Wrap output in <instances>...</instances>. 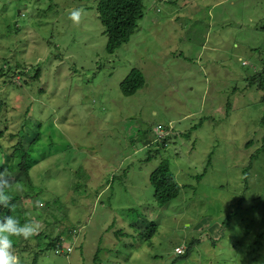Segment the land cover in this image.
I'll return each mask as SVG.
<instances>
[{"label":"rangeland","instance_id":"obj_1","mask_svg":"<svg viewBox=\"0 0 264 264\" xmlns=\"http://www.w3.org/2000/svg\"><path fill=\"white\" fill-rule=\"evenodd\" d=\"M98 3L0 0L5 123L17 130L15 106L31 105L26 129L40 136L34 190L18 204L42 219L37 234L74 229L70 254L49 248L38 264H264V91L250 84L264 68V0H172L160 12L145 0L114 53ZM19 63L31 87L14 71L4 81ZM134 68L146 82L127 96ZM165 159L181 194L160 206L150 176ZM36 235L14 239L21 264ZM193 239L189 257L176 253Z\"/></svg>","mask_w":264,"mask_h":264},{"label":"trees","instance_id":"obj_2","mask_svg":"<svg viewBox=\"0 0 264 264\" xmlns=\"http://www.w3.org/2000/svg\"><path fill=\"white\" fill-rule=\"evenodd\" d=\"M144 1L145 0H99V18L105 27V32L108 37L106 46V51L108 53L116 52L123 46V44L130 41L131 36L138 29L139 20L144 16ZM22 68L23 71H16ZM26 68L27 65H22L20 63L10 66L6 71L4 81L12 83L14 75L11 76L10 73L14 71L20 75L23 85L31 87L30 83L34 78L28 74ZM250 81V84L256 85L258 90L264 91V68L259 75L250 78ZM145 82L146 79L142 70L134 68L121 82V89L125 95L130 96L142 88ZM4 103V99L0 98V174L13 178L14 183L9 189L11 197L10 205L8 207H0V218L13 215L18 217L21 223L30 219L37 222L36 224L38 226L42 219L29 218L27 210H23V207L18 204V200L21 199V195H28L34 190V188H32L34 184L31 178V171L33 166L38 162V159L34 156V152L40 136L35 135L34 132L29 133L26 129L33 127V121L30 116L31 105H26L24 109H19V107L15 106V109L18 110L17 112L19 113L18 116L21 118V124L17 130H11L8 126V122L6 121L5 123V117L9 106H6L5 110ZM261 124H264V116L262 117ZM160 126L163 128L162 125ZM195 127H197V125ZM6 133H9L8 136L11 139H7ZM30 135H33L34 137L28 139ZM13 139H15L14 142L8 143L10 142L9 140ZM169 139L170 136L164 141L167 143ZM263 149L264 147L258 149V153ZM151 151L153 150L150 149L149 152ZM150 182L155 188V197L160 206L166 205L169 201L179 197L181 194V185L176 180L175 175L171 170V165L167 159L162 161L151 173ZM36 197L37 199H35ZM38 197V192L32 195V199L37 200V203L38 201H43ZM59 200V197H57L53 201L54 203H58ZM11 205H14L15 207L13 208ZM44 221H46V223L48 222L50 225L48 220ZM73 230L74 229L71 227H68L66 230L67 232L57 233L58 235L55 234V237L46 234L44 230L39 232L36 235V239L40 240V243L37 244V247L39 248L33 250L32 254H34V257L32 258L31 264H38L41 255L49 248L55 250L57 246L64 245L63 241L68 239L73 233ZM64 235H66V238ZM262 237H264V232L256 238V243L262 244ZM198 241L199 239L190 240L187 249H185L184 253L179 255L189 257ZM18 250L22 252V248Z\"/></svg>","mask_w":264,"mask_h":264},{"label":"clouds","instance_id":"obj_3","mask_svg":"<svg viewBox=\"0 0 264 264\" xmlns=\"http://www.w3.org/2000/svg\"><path fill=\"white\" fill-rule=\"evenodd\" d=\"M71 18L77 19L78 12L71 13ZM13 183V178L0 174V207L10 205L9 189ZM11 207L14 208L15 206L11 205ZM37 230L36 222L30 219L21 223L20 219L13 215L0 218V264H21V258L15 251L14 239L21 238L29 241L37 234Z\"/></svg>","mask_w":264,"mask_h":264},{"label":"built area","instance_id":"obj_4","mask_svg":"<svg viewBox=\"0 0 264 264\" xmlns=\"http://www.w3.org/2000/svg\"><path fill=\"white\" fill-rule=\"evenodd\" d=\"M152 1L155 4V8L158 12H160L165 7V4L169 2V0H152ZM159 128H161V126H159ZM55 251L57 254H69L72 251V247L69 245L68 246L59 245L56 247ZM175 251L178 254H182L185 251V248L182 246H177L175 248Z\"/></svg>","mask_w":264,"mask_h":264},{"label":"crops","instance_id":"obj_5","mask_svg":"<svg viewBox=\"0 0 264 264\" xmlns=\"http://www.w3.org/2000/svg\"><path fill=\"white\" fill-rule=\"evenodd\" d=\"M110 185H111V188H112L113 184L111 182L108 183V186H110Z\"/></svg>","mask_w":264,"mask_h":264}]
</instances>
